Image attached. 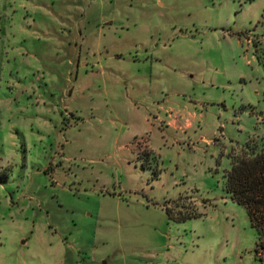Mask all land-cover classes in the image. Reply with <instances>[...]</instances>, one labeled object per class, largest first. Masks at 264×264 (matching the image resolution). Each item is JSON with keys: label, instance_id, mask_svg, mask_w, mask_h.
<instances>
[{"label": "rangeland", "instance_id": "rangeland-1", "mask_svg": "<svg viewBox=\"0 0 264 264\" xmlns=\"http://www.w3.org/2000/svg\"><path fill=\"white\" fill-rule=\"evenodd\" d=\"M261 148L264 0H0V264H264Z\"/></svg>", "mask_w": 264, "mask_h": 264}, {"label": "trees", "instance_id": "trees-1", "mask_svg": "<svg viewBox=\"0 0 264 264\" xmlns=\"http://www.w3.org/2000/svg\"><path fill=\"white\" fill-rule=\"evenodd\" d=\"M224 177L225 192L232 201L245 208L250 225L256 232L255 258L264 263V148L232 155L230 168ZM166 213L169 219L180 222L197 217L191 213L175 216L168 207Z\"/></svg>", "mask_w": 264, "mask_h": 264}]
</instances>
